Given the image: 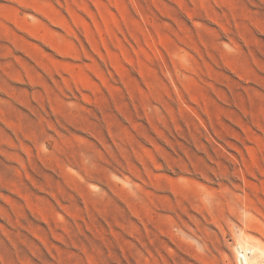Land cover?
<instances>
[{"label": "rangeland", "instance_id": "obj_1", "mask_svg": "<svg viewBox=\"0 0 264 264\" xmlns=\"http://www.w3.org/2000/svg\"><path fill=\"white\" fill-rule=\"evenodd\" d=\"M264 264V0H0V264Z\"/></svg>", "mask_w": 264, "mask_h": 264}, {"label": "bare ground", "instance_id": "obj_2", "mask_svg": "<svg viewBox=\"0 0 264 264\" xmlns=\"http://www.w3.org/2000/svg\"><path fill=\"white\" fill-rule=\"evenodd\" d=\"M238 261L240 264H252L255 256V249L248 247L246 243L237 248Z\"/></svg>", "mask_w": 264, "mask_h": 264}]
</instances>
